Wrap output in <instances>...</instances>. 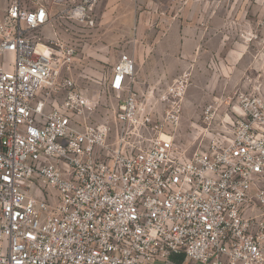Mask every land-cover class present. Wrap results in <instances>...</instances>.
I'll list each match as a JSON object with an SVG mask.
<instances>
[{"label":"built area","instance_id":"1","mask_svg":"<svg viewBox=\"0 0 264 264\" xmlns=\"http://www.w3.org/2000/svg\"><path fill=\"white\" fill-rule=\"evenodd\" d=\"M101 1L62 12L95 27ZM77 55L47 0L0 11V264H264V96L241 92L224 128L188 155L174 135L188 73L140 91L122 52L100 81L118 100L114 128L89 119L106 91L78 84ZM217 110L205 106V123Z\"/></svg>","mask_w":264,"mask_h":264},{"label":"rangeland","instance_id":"2","mask_svg":"<svg viewBox=\"0 0 264 264\" xmlns=\"http://www.w3.org/2000/svg\"><path fill=\"white\" fill-rule=\"evenodd\" d=\"M195 1L192 10L195 13L188 15L193 18L188 20L194 22L193 42L189 45H185L183 29L170 33L154 26L171 11L161 13L159 8L151 7L153 3L144 0H135L136 6H125L122 26L117 11L99 18L98 27H85L65 18L62 11L66 6L62 3H53L51 7L59 36L78 48L73 74L91 96L106 91L100 81L108 78L122 52L134 56L136 75L137 72L161 75L171 81L189 74L181 124L174 131L177 144L188 155L206 148L224 128L223 119H228L227 114L241 92L264 96V0H203V9L201 0ZM183 6L177 7V18L183 19L188 14ZM101 95L103 104L89 119L94 122L109 119L117 128L114 113L118 100L107 91ZM210 103L218 108V117L207 124L203 110ZM34 189L37 197L55 193L51 188L33 186Z\"/></svg>","mask_w":264,"mask_h":264},{"label":"crops","instance_id":"3","mask_svg":"<svg viewBox=\"0 0 264 264\" xmlns=\"http://www.w3.org/2000/svg\"><path fill=\"white\" fill-rule=\"evenodd\" d=\"M10 0H0V11H5V9L7 8L8 4H9ZM48 2H50V6L52 7L53 5V0H47ZM81 0H63L62 2L57 3L58 5H60L61 3L65 6H67L69 3H76L79 2ZM135 0H103L101 1L94 9V13L97 17V23L96 26L98 27V23H99V18H105L106 16L115 13L117 11V13H119L118 17L120 20L119 25H123V21L124 17H123V13L122 11L124 10L126 5H135L136 3L134 2ZM144 2H149V4H154V6L152 5V8H159L161 13H169L168 11H171L169 16H162L161 20L159 22H155L154 26H157L158 29L161 30H167L168 32L171 33V31H180V30H184V34H185V45H189L192 44V32H193V27H194V22L193 21H189L188 18H190L188 15L190 13H195L192 12L193 10V6L197 3V1L195 0H144ZM65 3V4H64ZM201 7L203 6V0H201ZM181 5H184L183 8L185 9V13H188L185 18H177V14H176V9H179L181 7ZM179 7V8H177ZM203 9V7H202ZM175 12V13H173ZM164 14V15H165ZM175 15V16H174ZM167 19H166V18ZM190 19H193L192 16ZM95 26V27H96ZM52 29L49 27L45 28V33H53V31H51ZM54 34V33H53ZM190 35V38H188L187 36ZM53 36V35H52ZM161 42V41H160ZM167 42V41H164ZM165 44V43H164ZM169 44V43H168ZM129 53V52H127ZM132 55V54H131ZM118 59V58H117ZM168 82L167 78L165 76H161V75H145L142 72H137V83H136V88L140 91L148 89V88H153L156 85L159 84H164ZM176 257V256H174ZM179 264L178 262H176L175 260L172 259L169 262H164L161 260H156L153 261L151 264ZM190 264V262H188L187 260H184V262H182L181 264Z\"/></svg>","mask_w":264,"mask_h":264},{"label":"trees","instance_id":"4","mask_svg":"<svg viewBox=\"0 0 264 264\" xmlns=\"http://www.w3.org/2000/svg\"><path fill=\"white\" fill-rule=\"evenodd\" d=\"M173 260H175L176 262L181 264L182 262H184L185 257L184 256H176V257H173Z\"/></svg>","mask_w":264,"mask_h":264},{"label":"bare ground","instance_id":"5","mask_svg":"<svg viewBox=\"0 0 264 264\" xmlns=\"http://www.w3.org/2000/svg\"><path fill=\"white\" fill-rule=\"evenodd\" d=\"M40 47H41L43 50H46L45 47H43V45H40Z\"/></svg>","mask_w":264,"mask_h":264}]
</instances>
